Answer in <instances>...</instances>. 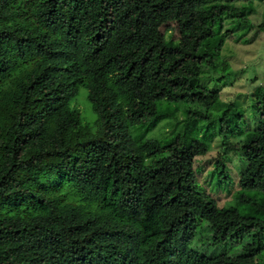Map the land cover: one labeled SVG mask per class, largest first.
Wrapping results in <instances>:
<instances>
[{"label":"trees","instance_id":"16d2710c","mask_svg":"<svg viewBox=\"0 0 264 264\" xmlns=\"http://www.w3.org/2000/svg\"><path fill=\"white\" fill-rule=\"evenodd\" d=\"M237 2L0 0V264H264V87L244 133L245 111L200 84L223 74ZM178 105L186 126L218 124L222 153L182 132L145 140ZM227 154L242 211L195 180L212 163L225 185Z\"/></svg>","mask_w":264,"mask_h":264},{"label":"rangeland","instance_id":"374dc122","mask_svg":"<svg viewBox=\"0 0 264 264\" xmlns=\"http://www.w3.org/2000/svg\"><path fill=\"white\" fill-rule=\"evenodd\" d=\"M235 7H242V14L227 20L221 32H225V41L220 50L219 74H224L225 71H228V74L225 76L222 74L219 79H217V74H210V77L202 80L200 84L210 91L219 87L216 93L223 102H230L235 108L245 111L246 121L243 124V132L247 133L255 128L250 105H252L258 88L264 87V35L257 29V26L264 20V0H238ZM229 24L237 29L227 31ZM160 31L165 38L169 37L173 41L179 38V33L172 24ZM226 67L227 70L223 71ZM119 92L122 93L123 88H120ZM74 107L79 111L81 117L92 122L83 95L80 94L76 97ZM177 109L178 111L172 117L160 122L154 130L150 131L145 136V140H154L158 143L167 142L171 137L182 132L187 137L205 140L208 143L209 153L206 159L213 157L217 152L222 153L223 148L220 146L217 123L207 125L204 122H198L193 126H186L181 116L184 106L178 105ZM240 140V136L231 137L228 142L235 144ZM226 159L229 180L225 185H220L215 179L212 163L201 168L200 172L195 174V180L202 189L203 195L210 197L214 202L216 210L225 208L242 211L244 207L237 200L236 191L240 163L231 154H227ZM258 198L264 204V196L259 195ZM155 223L159 224L158 218L150 222L149 225L153 227ZM203 226L201 221L194 227L191 241L196 245L204 242Z\"/></svg>","mask_w":264,"mask_h":264}]
</instances>
